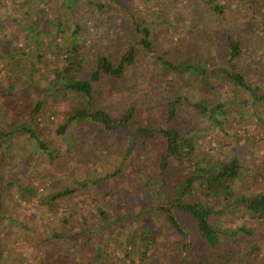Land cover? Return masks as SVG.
<instances>
[{
    "label": "trees",
    "instance_id": "trees-1",
    "mask_svg": "<svg viewBox=\"0 0 264 264\" xmlns=\"http://www.w3.org/2000/svg\"><path fill=\"white\" fill-rule=\"evenodd\" d=\"M196 1V7L202 8L192 10L198 26L203 24L204 14L211 16L215 24L230 16H238V22L241 21L233 29L222 30L227 49L216 69L223 83L235 89L234 96L228 105L215 103L209 107L205 100L190 103L195 115L192 117L190 114L181 116L185 98L182 100L173 94L166 109L167 127L156 129L139 126L138 121H134L138 114L134 103L126 106L117 120H111L113 118L106 112L89 111L98 92L93 84L103 75L121 78L134 64L135 54L131 45L116 68L106 55L95 54L88 74L83 68L78 69L80 63L83 65L81 58L85 48L84 25L75 22L78 0H66L64 13L61 8L52 9L53 0H0V17L2 14L10 17L7 25L0 22V264H41L40 258L44 255L48 256V264H166L167 261L169 264H264V189L258 191L255 187L256 175L264 178V167L249 168L241 150L230 158L201 151L205 133L203 128L196 127L206 125V129L219 134L222 143L229 141L230 133L226 129L233 120H230V110L238 106V125L248 132H244L245 146L252 151L260 145L249 129L251 124L257 123L259 133L264 134V82L247 76L238 63L251 49L264 50V0ZM87 2L97 13L105 11L106 6L99 0ZM187 2L191 8L193 0ZM69 21L75 26L67 37L64 33ZM42 23L43 28L46 26L52 31L50 48L51 52L52 47L55 48L57 56L54 61L52 57L47 58L52 65V72L45 79L47 86L42 76L40 80L34 78L33 70H29L27 77L20 71H11L36 54L37 61L32 68L34 65L46 68V51L29 55L18 50H24L22 38L26 28ZM135 25L142 46L151 50L150 31L140 30ZM249 36L257 42V47L244 46ZM69 38L72 39L70 46H62L61 40ZM154 58L159 59L163 68L175 72L176 79L191 73L182 79L183 85H188L189 78L193 77L212 87L211 94L217 96L216 88L206 82L214 72L207 69L205 58L190 54L176 64L164 62L160 54ZM37 92L38 98L36 96L28 109L24 107L22 113L18 99L37 95ZM240 96L247 102L245 112L240 107L243 102ZM77 102L81 107L73 106ZM149 104L151 109H156L153 102ZM52 109L61 110L67 116L53 131L59 141L66 143L64 151L42 137L48 127H43L41 116L50 118ZM151 118L156 122L153 116ZM181 118L185 121H177ZM96 122L104 124L106 133L113 132L120 122L121 139L109 136L84 139V134L92 129L91 123ZM173 123L177 126H172ZM70 139L75 147L67 144ZM260 141L264 143V136ZM114 142L121 145L120 152H113ZM23 149H27L25 155ZM76 158L85 164L81 169L84 178L78 181V189L88 196L86 203L78 206L88 209L87 215H81L80 222H73L71 219L78 213L68 212L61 225L40 233L37 216L29 213L36 199L39 211L48 217L60 201L71 197L78 199L74 185L56 193L47 191L44 175H52L57 168L67 171V164ZM10 163H18L14 165L17 171L5 167ZM44 166L46 173L42 175ZM172 169L177 170V176L169 181ZM128 170L142 196L131 199L129 211L126 206L117 214L111 199L122 201L107 184L114 178L125 177ZM150 172L157 173L158 178H148ZM33 174L36 175L34 179L31 178ZM22 177H26L27 182L21 181ZM243 179L250 182L248 187L237 186V183L242 185ZM121 180L130 184L129 179ZM124 194L130 195L129 192ZM89 199L94 200L90 202ZM232 216L239 223L231 224L234 222L230 220ZM247 216L250 221H245ZM24 245H30L29 252L22 249Z\"/></svg>",
    "mask_w": 264,
    "mask_h": 264
},
{
    "label": "rangeland",
    "instance_id": "rangeland-1",
    "mask_svg": "<svg viewBox=\"0 0 264 264\" xmlns=\"http://www.w3.org/2000/svg\"><path fill=\"white\" fill-rule=\"evenodd\" d=\"M65 1L66 0H53L52 9L54 10L55 7L61 8L62 13H64ZM113 1V3H110L108 0H99L102 5L106 6V8L103 9L105 11L100 13L96 12L93 5L88 6L87 0H78V5L76 6L77 21L75 22L76 24L81 23L84 25L83 31L85 32L82 34V36L85 37L83 43L85 48L82 51L83 57L81 58L83 60V65L80 63L78 69L81 70L83 68V72L88 74L89 72L87 70L90 68V70H92V64H94V61L92 60H94L93 58L95 54L106 55L108 58H110L114 68L120 64L122 57L128 53L131 45L133 46V51L135 54L134 64L125 70L121 78L103 75L98 82L93 84V87H96L98 92L95 93V99L92 101L89 109L90 112H106L111 116V118H113L111 120H117V118L123 113L126 106L134 103V106L138 112L134 121H138L139 126H153L156 129H161L162 127H167L166 123L168 120L166 117V109L167 104L170 100H172L171 98L173 94L179 96L182 100L185 98V100L182 101L183 103L180 109L181 116L184 114H190L192 117L195 115L193 114L194 110L190 106V103L205 100L207 101L205 103L211 107L212 104L227 103L233 99L232 96H234L235 89H233L232 86H228L223 83L222 79L218 77L216 69L219 63L224 60L225 50L227 49L226 43L223 39L224 34L222 33V30L230 28L233 29L236 24L241 23V21L238 22V16H230L229 18L227 17L224 20L222 19L220 23L215 24V20L211 21V16L207 17L204 14L205 18L203 19V24L198 26L194 22L193 18L195 14H193L192 10L202 8L201 6L196 7V2H198L196 0H193V6L191 8H188L189 4L187 0ZM220 1L226 2L230 0ZM7 6L10 7V4L7 3ZM239 9L242 11L241 7ZM262 12L263 11H260V13ZM9 18L6 16V14H2L0 17V22L7 25L10 21ZM43 24L44 23L40 24L41 26H39V24H35L29 29L26 28L27 31L23 34L22 38L25 45L24 50H20V48L18 50L20 53L29 55L42 52L41 50L44 52L46 51V63H44L46 68L39 69L38 65H34V68H32L33 64H35L37 61L36 54L35 56H30L28 59L23 60L18 68H11V71H20L24 77H27L29 70H33L34 78L40 80L39 78L42 76L41 79L44 81L43 84L47 86V81H45V79L47 80L48 73L52 72V65L49 64L47 58L52 57V61H54L53 58L56 60L57 56L54 53L55 48L52 47V52L50 48V46H52V31H48L46 26L43 28ZM135 24L139 26L140 30L147 29L150 31L149 40L151 43V50L147 51L142 46V38L136 33ZM73 26H75V24L69 21L67 24V30H65L64 33L65 36L68 37V35H71ZM262 27L263 26H261V28ZM205 29L207 32L203 33L202 31ZM71 40V38L68 40L65 39V41L61 40V45L64 47L70 46ZM202 42L205 44L202 45ZM245 44L247 46H244L247 48L258 46L257 42L254 41L252 36L248 37V41ZM36 46L37 48L34 50ZM155 53L160 54L164 62H171L174 64L178 63L184 58V56L187 57V55L190 54L196 56L199 55L200 58H205L207 69L214 72L213 76H211L206 82H210L213 87L216 88L217 96L216 94H211L212 87H207L206 83L204 82L202 83L195 81L193 77L189 78L190 82H188V85H183L182 79L191 76V73L186 74L183 78L181 77V79H176L175 72H170L168 69L163 68L161 63L158 61L159 59L154 58L156 55ZM263 59L264 50L251 49L249 55L243 57L238 65L242 69L243 73H245L247 76H255L257 79L264 82V67L261 65H264ZM51 81L52 76L49 77V82ZM36 87H38V85H36ZM36 96L38 98L39 93L37 95L33 94L32 96H26L25 99L19 98L17 101L19 110L24 113L22 111L24 107L28 109V107L35 101ZM68 96L70 97L71 94ZM73 98L74 100L76 99L74 96ZM239 99L240 101L243 100V102H245H242V105L240 106L245 112L247 102L241 96ZM142 101H144V103ZM79 102L81 103V100ZM152 102L153 105H156V109L155 107L151 109V104L149 103ZM228 104L229 103L226 105ZM73 106L81 107L79 103L75 105L73 104ZM235 107L236 108H231L230 110V120L231 118L233 120L230 122L229 129H226L227 133H230V136H228L229 141L222 143V141L219 139L220 136L218 133H214V131L211 129H206V125H196V127H200L201 129L203 128L205 133V138L201 142V151L220 153L221 156L230 158L239 150H241L242 154H244V158L246 159L245 163L250 165L249 168L259 165L264 167V143H261L260 141L263 139L264 134L259 133L260 126L257 123L255 126L251 124L249 129L250 135L254 137L255 142L259 141L260 145L258 144L254 150L251 151L250 149L248 151V148L245 146L244 138V132L245 134L248 132L246 133L247 130L240 128V125H238L240 113L238 112V106ZM50 109L51 107H48L47 110L50 111ZM242 114L244 115L243 112ZM249 115L247 117H250ZM151 116L156 119V122L151 118ZM66 118L67 116L64 114V112H61V110L55 111L54 109H52V115L50 118L48 115L45 117L41 116V120H43V127H48V130L42 133V137L46 140H51L52 145L61 151L65 150L64 145H66V143L63 142V140L59 141L58 138L53 135V131H55V125L59 124L61 120ZM152 121H154V124H152ZM177 121L183 122L185 120L181 118ZM50 122L51 124H49ZM253 122L254 121L252 120V123ZM91 124L92 125L90 126L92 129H90L87 134H84V139H88L90 137L93 139L104 138L108 136L120 138L121 136V129H119L120 122L113 132L107 133L104 130L106 128L103 123L101 124L96 122L95 124ZM172 126H177V124L173 123ZM71 130L73 131V126H70V131ZM234 136L235 139L232 138ZM114 143L115 149L113 147L114 151L113 149L112 151L114 153L115 151L120 152L121 145H118L116 142ZM67 144L70 145L71 148L75 147L73 146L74 144L71 139L70 141H67ZM121 144L123 145L124 141H122ZM92 150L90 149L89 152H92ZM103 152L105 153V150ZM23 153L25 155L27 153V149H23ZM76 159L78 161H71L70 164H67V171H64V169L61 170L59 168L53 169L55 172L49 176L48 174H45L46 167L44 166L42 169V175L45 174L44 178H46L45 181L47 182V191L56 193V191L62 190L64 187L74 185L73 189L77 190L78 199L71 197L60 201L59 206L52 212V214L49 213V217L47 216L48 214L43 216V212L39 211L38 201L36 199L33 202V206L31 210H29V213L37 216L36 222L40 223V233H45L49 229H53L54 227H57V225H61V220L65 215L68 214V212L78 213L76 217L71 219L73 222H80V216L87 215L88 209L86 210L79 206H82L84 203H86L88 195L78 189V181H82L84 178L81 169L85 167V164L82 163L78 158ZM114 159H116L117 162V155ZM14 165H18V163H10L5 167H10L12 170L17 171V169L14 168ZM91 165L89 163L88 167ZM99 169L101 171L102 167H99ZM179 169L178 170L181 171V168ZM130 173L131 171L128 170L125 177H121L123 180L129 179V185L126 181L124 182L118 178H114L111 180L112 182L107 184V188L109 187L113 192L117 193V198L122 201V203H119L116 202L115 199H111V201L114 203V211L117 214L118 212H121L120 209L122 207L127 206L129 211L131 207V199L134 197L139 199L142 196L141 191H138L137 189L138 187L136 186V183L131 179ZM169 173L168 180L172 181L177 176V170L172 169ZM246 174L249 177L250 171L246 172ZM148 175V178H158L157 173L150 172ZM35 176L36 175L33 174L31 178L34 179ZM256 179L258 181L255 186L256 189H258V191L264 189L263 176L260 177L259 175H256ZM250 180L251 182L253 181L251 178ZM21 181L27 182L26 177H22ZM242 182V185H238L237 183V186L248 187L250 184V182L245 179H243ZM34 184L38 185L37 180H34ZM41 189L39 190L40 193H42ZM125 192H129L130 195H125ZM125 196L126 198L123 199ZM93 200L94 199H89L90 202H93ZM249 218L250 216H247L245 221H250ZM230 220H234V222H231V224L239 223L234 216H232ZM22 249L26 252H29L30 245H24ZM47 259L48 256L44 255L40 258V263L48 264ZM167 263L169 264V261H167L166 264Z\"/></svg>",
    "mask_w": 264,
    "mask_h": 264
}]
</instances>
